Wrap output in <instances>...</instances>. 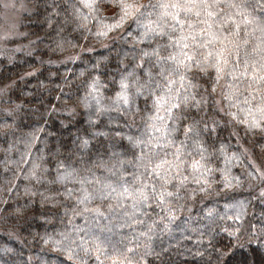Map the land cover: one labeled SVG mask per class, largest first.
Instances as JSON below:
<instances>
[{
    "label": "snow or ice",
    "instance_id": "obj_1",
    "mask_svg": "<svg viewBox=\"0 0 264 264\" xmlns=\"http://www.w3.org/2000/svg\"><path fill=\"white\" fill-rule=\"evenodd\" d=\"M11 6L16 7L15 0ZM48 7L63 11L62 26L55 30L59 38H51L52 53L62 54L69 47L78 48L80 53L91 52L99 44L116 51V75L102 79L103 69L110 63L108 56L93 65L97 71L87 73L83 81L85 95L78 96L75 105L65 103L52 109L69 116L83 109L88 113L89 129L76 137L79 142H73L74 148L61 144L60 149L66 151L57 149L47 155L38 148L42 154L35 159L30 149L40 138L31 133L26 144L29 151L16 162L18 167L11 170L6 181L9 187L4 190L10 191L21 178L24 170L19 165L30 161L31 167L23 176L28 181L24 194L38 196L43 204L64 206L65 215L70 210L74 217L85 213L103 216L100 207H89L99 201L109 217L119 219L123 214L132 223L144 224L136 214L151 218L149 209L159 208L168 213L160 219L172 224L189 202L231 199L235 203H225L223 213L215 207L207 209L211 223L224 222L217 227L231 238L229 245L216 252L215 264H224L233 243L242 247L260 242L264 246V226L256 232L245 227L246 202L235 195L258 192L254 198L264 203V0H54ZM19 23L13 20L0 36V41L6 42L0 55L9 61L14 57L6 44L27 35L19 31ZM64 26L80 33L86 43L61 36ZM109 41L119 48L112 49ZM80 58L73 51L64 62ZM59 60L57 56L47 63ZM65 82L71 86L66 77ZM13 86L0 88V103ZM109 88L114 95L105 96ZM19 108L4 109L5 118L14 121ZM111 112L119 113L129 130L139 131L142 125L144 131L139 136L130 131L125 137L122 129L114 134L99 130L102 123H111V117L103 121ZM223 129L228 130L229 140H236L237 150L231 153L229 145L219 139ZM2 134L15 133L5 125ZM124 139L128 142L126 151H116L118 146L124 147L120 143ZM70 157L75 159L69 162ZM50 159L54 176L45 166ZM233 168H239V173H233ZM45 180L52 187L41 191L37 185ZM74 195V205L56 199L66 197L70 201ZM157 227L153 221L141 235L151 240ZM57 235L59 238L46 232L40 239L66 254L73 264H86L85 258L92 257L96 264H168L165 251L157 252L149 243L142 245L144 251L138 256L130 257L128 253H135L140 245L125 246L123 252L113 248L110 254L96 236L80 238L78 243L68 230Z\"/></svg>",
    "mask_w": 264,
    "mask_h": 264
},
{
    "label": "trees",
    "instance_id": "obj_2",
    "mask_svg": "<svg viewBox=\"0 0 264 264\" xmlns=\"http://www.w3.org/2000/svg\"><path fill=\"white\" fill-rule=\"evenodd\" d=\"M60 2L61 0H55V3ZM24 3L28 9V12L23 15V30L25 29L27 34L24 39L34 42L35 48L31 55L27 54L29 50L13 55L14 59L11 61L0 59L2 68L0 69V85L13 78L22 77L25 72L35 68L40 70L34 77L19 80L13 91L7 96L5 95L3 102L0 103V264H73L66 254L51 249L40 239L46 232L59 238L57 234L65 230L72 232L77 237L78 243L80 238L89 240L92 236L98 237L110 254L113 248L123 252L125 246L137 248L140 245L141 247H138L135 253H128L130 257L138 256L139 252L144 251L142 245L149 243L155 251L159 252L162 249L165 251L164 259L168 264H215L216 252L229 245L231 238L217 227L224 222L217 220L216 224L211 223L207 217V209L215 207L220 213H223L225 203H235L234 200L225 201L218 198L216 202H189L188 206L178 214L179 218L172 224H168L167 219H160V217H167L168 213L161 212L159 208H156L155 211L149 209L151 218L136 214L138 219L145 221L144 224L132 223L123 214L119 219L114 215L109 217L99 201L90 204L89 207H100L101 212H104L103 216L85 213L83 216L74 217L70 210H67V215H65L66 208L64 206L43 204L38 196L28 197L24 194V187L28 181L24 180L23 176L31 167L30 161L19 165L24 170L20 173L21 178L11 187L10 191L4 190L9 187L6 181L12 175L11 170L18 167L16 162L20 160L22 154L29 151L26 144L31 139V133L35 132L40 138L36 145L30 149L31 157L35 159L42 154L37 151L38 148L43 150L45 155L50 151L60 149L61 144L74 148L75 143L79 142L76 137L82 135L85 129H89L88 113L83 109H79L73 116H69L64 111H52V109L62 108L65 103L75 105L77 97L82 98L85 95L87 86L83 81L87 79V73L97 71L93 65L108 56L110 63L103 69L102 79L106 80L110 75H116V51H110L109 48L101 47L99 44H96L91 52L80 53L78 48L71 49L69 47L62 54L52 53L51 38H59L55 30L62 26V8L48 7L54 3V0H24ZM57 12H60L61 15H56ZM64 27L66 30L60 33L61 36L73 42L86 43L82 40L80 33L74 32L71 27ZM108 43L112 49L119 48L118 44H111L110 41ZM73 51L79 53L81 58L76 61L64 62V57L72 54ZM57 56L60 57L57 63H47L49 58L55 61ZM82 72L86 74L83 77L79 75ZM65 77L72 82L70 87L66 84ZM116 78L119 79L118 76ZM60 89H63V92ZM104 95L109 96L114 93L109 88L104 92ZM58 96L59 100L56 98ZM104 103H108V101L105 100ZM17 105L20 108L15 113V120L6 119L4 109L9 106L15 108ZM109 117L112 118L111 123H102L99 130L114 134L122 129L121 134L125 137L130 131L137 136L144 131L142 125L139 131L135 128L129 130L119 113L111 112L103 117V121L107 122ZM137 123H140L139 120ZM5 125L11 126L15 134L4 136L2 133ZM41 128L43 132L36 131ZM117 139L119 140V137ZM219 139H223L229 145V153L237 150L236 140L235 138L229 140L227 129L221 130ZM100 140L102 141L103 138L101 137ZM74 141L75 143H73ZM93 143L98 142L94 141ZM120 143L124 147L118 146L115 150L123 153L126 151L128 142L124 139ZM60 150L66 151L65 149ZM74 159L75 157H70L69 162ZM244 163L247 164L248 161H244ZM45 166L50 169V176H54L55 167L51 159ZM220 166L223 167L222 162ZM232 170L235 174L240 171L239 168ZM97 175H101V173L97 172ZM37 187L43 191L52 186L45 180L43 185H37ZM68 187L71 188L72 185L69 184ZM192 187L198 186L192 185ZM235 195H237V199L246 202L248 215L245 227L250 226L252 232H256L264 226V214H262L264 213V203L254 198L258 196V192L241 191ZM56 199L58 201L65 199L67 203L75 204V195L70 201L66 197H56ZM3 201H7V203L5 204ZM17 209L21 210L20 214L16 212ZM153 221L157 223L158 227L152 233V239L149 240L141 233L147 231ZM228 223L232 222L228 221ZM165 224H168V228L162 231ZM211 229H215V231L213 232ZM210 240L211 245H215V248L210 245ZM4 249L12 251L5 252ZM201 253L202 255H200ZM227 253L224 264H264V246L260 242L244 243L242 247L233 243L227 249ZM85 259L86 264H96L94 257Z\"/></svg>",
    "mask_w": 264,
    "mask_h": 264
},
{
    "label": "rangeland",
    "instance_id": "obj_3",
    "mask_svg": "<svg viewBox=\"0 0 264 264\" xmlns=\"http://www.w3.org/2000/svg\"><path fill=\"white\" fill-rule=\"evenodd\" d=\"M16 2V7L15 9L10 11V15L12 17L11 20L6 21L4 19L3 13H5V9L3 8V5L0 4V36H3L5 34V30L6 28L12 23L13 20H18L19 23V31L25 33V29L23 30V15L26 14L28 12L27 6H25L24 0H15ZM23 4L24 7H20V5ZM27 9V10H25ZM5 43L3 41H0V48H4L5 47ZM7 49L10 51V54L13 55H17L19 53L22 52H27V51H31V53L33 52V49L35 48L33 43H31V40H25L24 37H17L15 38V42L14 43H7L6 44ZM23 48V51H19V52H11V50L16 49V48ZM7 59L4 55H0V59ZM57 63V62H55ZM0 69H2L0 67ZM39 68H35L34 70L25 72L24 75L22 77L19 78H13L10 81L5 82L4 84L0 85V88H3L5 85H14L13 87H11L8 92L6 93V96L13 91L15 84L19 81V80H23L25 78L28 77H34L36 76L37 72L39 71ZM29 73H33V75H29ZM38 113V112H37ZM1 254V253H0ZM5 256V254H3Z\"/></svg>",
    "mask_w": 264,
    "mask_h": 264
},
{
    "label": "clouds",
    "instance_id": "obj_4",
    "mask_svg": "<svg viewBox=\"0 0 264 264\" xmlns=\"http://www.w3.org/2000/svg\"><path fill=\"white\" fill-rule=\"evenodd\" d=\"M0 4H2L3 8L6 10L5 13H3L4 19L6 21L11 20L12 17L10 15V11L15 9L11 6V0H0Z\"/></svg>",
    "mask_w": 264,
    "mask_h": 264
}]
</instances>
